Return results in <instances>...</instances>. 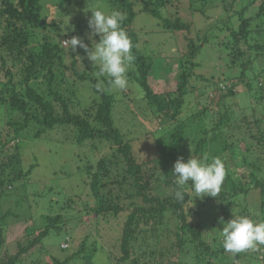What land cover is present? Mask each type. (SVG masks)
<instances>
[{
	"label": "trees",
	"instance_id": "trees-1",
	"mask_svg": "<svg viewBox=\"0 0 264 264\" xmlns=\"http://www.w3.org/2000/svg\"><path fill=\"white\" fill-rule=\"evenodd\" d=\"M45 1L0 0V108L5 127L4 132L0 134L1 137L4 136L3 140L0 139V201L6 197L3 193L7 186L20 187L19 182H27L33 171L34 165H30L27 170L20 169L15 174L12 160H7L9 153H6V148L8 150V147L13 146L19 155L20 142L27 141L24 139L40 140L43 135L62 128L68 130L72 136L66 141L87 147L94 154L104 149L110 153L100 157L94 164L87 162L79 168L81 175L86 177L87 193L89 192L88 195L93 198V206L88 202H81L79 206L77 201H72L74 199L71 198L63 202L60 208L65 211V216L58 211L54 215H41V219L45 222L43 227L26 228L28 237L26 244L18 243V252L12 256H5L0 252V264H23L20 262L21 257L38 245H42L43 239L51 231L58 232L68 222L85 216L95 217L94 234L96 236H99L98 227L102 232L99 226L101 221L116 223L117 220H121L116 240L119 243L117 251L114 250L116 257L112 249L106 250V254L108 253L111 260H114V264H225V262L240 264L245 262H242L244 259L242 253H236L232 249L243 248L242 251H244L247 245L245 243L249 233L242 232L239 223L242 217L244 224L249 227L250 224L246 220L248 212L247 209H237L240 206L237 205L236 200L238 197L247 195L249 189H244L241 184L233 180V175L223 171V177L218 179L216 185L211 184L208 176L205 177L203 183L211 186L206 189L204 202L198 198L203 196L200 188L203 178L201 169L217 172L216 160L232 147L229 145L232 131L242 129L248 133V130L241 125H250L251 121L246 120V117H254L257 113L253 110L254 108L239 107L242 117L237 116L236 120L239 121L237 126H230L232 112L238 111L236 109L237 86L241 85L243 88L246 87L247 91L251 90L246 71L252 70L256 63L242 64V71L235 82L224 78L214 80L215 78L211 76V79H207L204 75H199L196 79L198 81L204 79L201 82L205 85L199 88L198 84L190 86L193 68L198 67L191 58H196L197 53L202 49L212 50L206 44L210 42L211 37L217 36L212 33L213 30H217L227 32L226 39L236 46L237 51H240L239 42L244 41L248 50L256 51V56L264 60V43L249 45L247 42L248 37L250 38L254 33L252 27L254 22L264 18V0H189L191 16L194 13L193 18L200 17L202 23L210 18L209 14L213 9L219 14L203 33L204 44L197 46L191 42L187 44V52L184 56L188 59L181 67L182 72L177 76L175 89L172 92L164 87L158 88L155 83L153 86L150 85L152 60L139 51V37L132 33V28L137 14L145 13L158 22L156 23L162 31L191 34L196 26L195 23L191 25L183 22L181 18L175 16V12L168 11L170 7H176L183 0H93L94 3L102 2L108 8V16L97 18L104 20L107 25L119 28L116 34L95 37L97 42L103 39L126 50V58L132 66L127 72V78L141 89L143 93L141 99L146 111L153 112L152 115L159 118L158 123H153V128L157 125L165 129L162 128L164 133L154 140L153 149L147 146L145 155H140L143 152L135 154L134 139L126 138L114 121L115 97L110 89L116 76L105 78L101 75V68L98 69L99 78L93 76L89 68H84L83 71L77 70L78 63L76 64L75 59L89 55L83 48L91 50V46L93 48L96 41L92 40V42L87 38V41L80 43L83 47L79 48L78 54L73 52L71 47L72 52L70 51L71 56H69L70 68L75 80L91 85L90 104L80 105L77 100L78 90L74 84L64 87V81L74 83L69 80L67 66L64 65L68 54L66 48H69L71 42L66 37V34L70 33L68 30L70 28L63 27V22L66 23V20L62 21V18L50 20L46 14H43ZM77 1L80 8L84 2L87 3V0ZM77 1L59 0L53 10L60 9L57 11L60 16L66 13L78 16L82 9L77 8ZM237 4H242V7L238 9ZM255 4L258 5L254 7ZM251 7L256 8L253 9L256 14L246 17ZM101 11V9H94L92 14L96 16L102 13ZM237 22V28L232 29V25L234 26ZM216 26L219 28L216 29ZM198 31L196 30L197 33ZM62 36V41H58V37ZM64 42H66L65 45ZM237 51L234 53L235 56L239 53ZM259 77L255 76L260 80ZM161 80L167 82L166 79ZM165 82L159 86L167 87ZM102 84L105 87H102ZM258 86L259 89L254 93H258L260 89L264 90V81L260 80ZM206 88L209 89V96L205 92ZM199 89H203L202 108L189 115L191 119L197 118L198 127L194 133L189 134L185 121L180 119V116L185 106L186 96L189 98ZM261 97H264V92L259 95V98ZM211 111L213 113L216 111L217 121L211 129H208L203 121ZM241 113L238 111V114ZM189 116L188 119H190ZM253 121L260 123L263 120L262 117L256 116ZM170 123H173L171 128L168 127ZM153 128L144 127L142 130L148 135L151 133L154 135ZM224 129L231 130L230 136L225 134ZM248 136L253 142L249 141L246 148L252 156L257 149L260 152V145L264 144V138L257 137L255 134ZM66 138L67 136L63 140ZM58 139L62 140V138ZM188 148L191 149L190 153H187ZM137 150L142 151L141 148ZM260 158L263 157L260 156L258 159ZM255 170L260 173L262 167L257 166ZM252 175L255 176V174ZM22 187L26 188L27 184H23ZM253 189H258L264 198V180L257 178L251 190ZM26 198L21 195L19 197L21 202L18 203L27 201ZM210 202L217 205L214 209L211 208L216 211L215 214L218 213L213 215V222L215 223L218 217L223 219L221 227L224 228V232L221 240L215 230L212 232L211 239L204 236V232L207 231L203 229V226L209 220L208 217H204V209L210 207ZM81 204L85 206L82 207ZM11 218L19 219L20 216L11 210L0 215V251L5 244L8 228L6 223ZM229 218L231 221L225 226L224 222ZM160 227L165 229L161 230ZM109 229L103 232L105 236H109L108 233H111L113 228ZM140 235L144 236V239L141 240ZM89 237L90 234H87L79 248L63 260L41 250V254L46 257L44 264H74L76 262L93 264L98 247L95 242L88 245ZM99 237L104 238V236ZM258 238L262 240L264 237ZM146 239L152 240V244L158 247L165 246L163 240H167L166 242L175 248L173 250L157 248L158 256L156 257H154L155 251H147L148 254L142 252L140 256L153 259L141 261V258L133 257L135 253L137 254L134 248L140 244L139 241L142 245L148 246ZM243 244H245L244 247L241 246ZM60 248L69 249L68 237ZM138 249H140L139 246ZM227 250L235 253L232 257L227 256L225 260H222ZM174 252H176L175 260L171 261L170 257ZM164 257L167 259L163 260ZM31 264L41 263L35 259ZM262 264H264V254Z\"/></svg>",
	"mask_w": 264,
	"mask_h": 264
},
{
	"label": "rangeland",
	"instance_id": "rangeland-1",
	"mask_svg": "<svg viewBox=\"0 0 264 264\" xmlns=\"http://www.w3.org/2000/svg\"><path fill=\"white\" fill-rule=\"evenodd\" d=\"M58 1L59 0H46L44 2L45 8L43 14H46L50 20H60V18L63 19L62 21L66 20V23L63 22V27L69 26L70 28L68 30H70L71 34L67 33L66 37L69 38L71 42L68 46L69 48H66L68 54L64 60V65L67 66L66 71H68L67 76L69 77V80L74 83L64 81V87L74 84L78 90L77 100H79L80 105L88 106L90 104V97L92 95L90 90L91 85H89V83L88 85L82 84L75 80L73 71L70 68L71 58L69 56H71L72 51L78 54L79 48L83 47V44L81 45L80 43L87 41V38L91 39V41H96L93 48L91 46V50L83 48L85 53L88 52L89 55L84 56V58L77 57L75 59L76 64L78 63L77 70L83 71L84 68H89L92 71L93 76L99 78L100 73L98 72V69L101 68V75L105 76V78L116 76V80L112 83L110 89V92L115 97L114 121L126 138L134 139L133 148L135 154H140L141 152L143 153L140 155L147 154V146L153 149L154 140L161 136L165 129L162 126L159 127L157 125L153 128V123H158L159 118H155L154 115H152L153 112L148 113L146 111V107L141 99L143 94L141 89L135 83H131L127 78V72L132 66L130 61L126 58V50L110 42L104 41L103 39L99 40L101 42H97V38H95L98 36L105 37L112 35V33L116 34L119 32L117 26L112 25V27L111 25H107L104 20L97 18L106 15L108 16L107 6L102 2L94 3L93 0H87V3L84 2L80 8L79 3L76 0L77 8L79 7L78 9H82L81 13L78 16L71 13H66L64 15L61 14L62 16H60L57 12L60 11V9L56 8V10H53V8L57 6ZM189 2V0H183V2L176 7H170L168 11L172 13L175 12V16L181 18L183 22L190 23L191 25L195 23L196 26L192 29L193 31L191 34H186L185 32L162 31L157 25L158 22L145 13L137 14L134 20L132 33L137 34L139 37L138 49L141 54L152 60L151 77L149 79V83L152 86L155 83L158 88L164 87L171 92L175 89L176 78L182 72L181 67L183 66L184 61L188 59V57L186 58L184 56L187 52V44L189 42L194 46L204 44L202 37L203 33L209 28L219 14L218 11L213 9L209 14L210 18L202 23L200 17H197V19L193 18V16H195L194 13L191 16V13L189 12ZM257 5L258 4H255L254 7ZM237 6L239 7L237 8L240 9L242 4H237ZM254 7L249 8L250 12L247 13L246 17L254 16L256 14L253 11V9H256ZM94 9H101L102 13L95 16L92 14ZM53 11L55 14H52L54 13ZM251 11L253 12L251 13ZM237 26L238 22L235 23L234 26L232 25V29H236ZM252 27L254 33L251 34L250 38L248 37V44H263L264 18L260 21L254 22ZM217 28L219 27L216 26V29ZM196 30H199L200 32L198 31L197 33ZM212 33L217 36L214 38L211 37L210 42L206 44L209 48H212V50L205 49V51L202 49L197 53L196 58H191L194 63L198 64V67L193 68L190 86L196 84H198L197 86L199 88L200 86H202V88L205 86L201 82L204 79L201 81L196 79L199 75H204L207 79H211V77L215 78L214 80L217 78H224L227 80L231 79V81L235 82L236 78L239 77L240 72L242 71L241 65L245 62H255V67L252 70L246 71V75L249 76L247 79L250 80L251 90L247 91L248 89H246V87L243 88L241 85L237 86L238 102L236 103V109L241 113L239 107H245V109L251 107L254 108L253 110H256L257 113L254 117H246V120L251 121L250 125L246 126L243 123V125H241L243 128H246L245 130H248V133L242 129L237 131L234 129L232 131V138L229 140V145L232 147H230L231 149H228V152L224 153L220 159L216 160L217 172H212L213 170L211 169L206 171L201 169L203 178L201 180L200 188L203 196L198 199L201 202H204L206 189L211 186L203 183L205 177L208 176V178L211 179V184L216 185L218 179L223 177V171L233 175V180L237 184H241L244 189H249L247 195L238 197L236 200L237 205L240 206L237 209H247L248 212V216H246L248 219H245L248 220V223L250 224L249 227L244 224V221H242L244 218L242 217H240L241 221L239 223L242 232L249 233V236L246 237L247 242L245 243L248 246L246 245V247L245 244L241 245L243 247L245 246L244 251H242L243 248L240 250L237 248L232 250H235V252L239 254L242 253L244 258L242 259V262H245H240V264H262L264 254V245L262 244H264V238L260 240L258 237H264V198L261 196L258 189H251L256 183L257 178L264 180V144L260 145V152L257 149L253 152L252 156L247 152L246 146L249 141L253 142V140H250V137L248 136L249 134H255L257 137L262 136L264 138V97L259 98V95L262 94L264 90L260 89L258 93H254V91L259 89L258 85L260 80L264 81V60H262V58L259 59L256 56V51L248 50L244 41L239 42L238 48L240 51H237L236 46H234L232 42H228V39H226L228 35L227 32L213 30ZM63 36L58 37L57 40L61 42ZM71 47L73 48L72 51ZM236 51L239 52L237 56L234 55ZM255 76H260V80L255 78ZM161 79H166L167 82ZM163 81L167 87L165 85L159 86L164 83ZM102 87H105V85L102 84ZM208 91L209 89L206 88L205 92H207V95L209 96L210 93ZM202 94L203 89H199L194 92V95H191L189 98L186 96L185 98V106L180 119H184L189 134L194 133L198 127L197 118L191 119L189 115L191 112H196L202 108ZM238 111L237 113L232 112V120L230 122L231 127H235L239 123V121L236 120L237 116L242 117V113L238 114ZM1 113L2 110L0 108V134L5 130L4 118ZM188 116L190 119L187 118ZM256 116L262 117L263 121L260 123H254L253 120H255ZM205 119L206 120L203 121L205 127L211 129L217 121L216 111L215 113L211 111ZM172 126L173 123H170V126L168 127L171 128ZM144 127L153 128L152 132L155 134H146V132L142 130ZM224 132L228 136L231 130L224 129ZM66 136L67 138L63 140ZM71 137L72 136L68 130L58 128L51 133L49 132L46 135H43L40 140H33L32 138L24 139L27 141L20 142L19 145L20 156L17 151L14 150L13 146L8 147V150L6 148V153H9V159L7 158V160H12L13 165L15 166V174L19 172L20 169L27 170L30 165H34V168L28 177L29 179L27 182H19L20 187L18 185H15L14 188L7 186L3 193V196L6 194V197L2 198L0 201V215L7 210H11L14 214L20 216L19 219L11 218L6 223L8 224V228L5 234V244L0 251L3 255L12 256L18 252V243L22 245L26 244L28 240L26 228L33 226L39 229L43 227L45 222L41 219V215H54L58 211L62 216H65V211L62 209L60 210V208L62 207V203L67 202L68 199L73 198L74 200L72 201H77L78 205L81 202H88L92 205L94 202L93 198L88 195L89 192L87 193L85 182L86 177L85 175H81L79 168L86 165L87 162L94 164L96 160L102 156L108 155L110 151L104 149L101 150L102 152L100 151V153L97 152L94 154V152L87 147L80 146L75 142L66 141ZM58 138H62V140H59ZM0 139L3 140L4 136H0ZM150 145H152V147H150ZM140 148L142 151L137 150ZM188 149L187 153H190L191 149ZM260 156L263 158L258 159ZM257 166L262 167L260 173H257L255 170V167ZM252 174H255V176ZM25 183L27 184L26 188L22 187ZM21 195L27 197V201H23L19 204L18 202H21L19 197ZM82 204L81 206L84 207L85 205ZM209 205L210 207L204 209V217H208L209 219L203 226V229L205 228L207 231L204 232V236L211 239L212 232L216 231L215 233L218 232V237L221 240L223 239L224 232V228L221 227L223 219L218 217L214 223L212 217L213 215H218V213L215 214L216 211L211 208L214 209L217 205L211 202ZM209 216L211 218H209ZM94 218V216H85L81 217V219L76 218L75 221L68 222L60 231H51L50 234L43 239L42 245H38L29 253L23 255L20 262L23 264H31L32 261L36 259L41 264H44L46 257L41 254V250H45L51 256L63 260L77 250L84 237L87 234H90L87 241L88 245L95 242L98 247L93 264H114V260H111L108 253L106 254V250L112 249V252H114V250L115 252L117 251L119 241L116 240L119 235L121 220H117L116 223L115 221L109 223L101 221L99 226L101 227L102 232L99 227V231H97L99 232V236H104V238L101 239L94 234L96 230V220ZM229 221H231L230 218L224 222L225 226L226 223L229 224ZM109 228H113V233H108L109 236H105L103 232L110 230ZM160 229L164 230L165 227H160ZM67 237L69 238V249L62 250L60 245L65 242ZM139 238L142 240L144 239V236L140 235ZM166 241L163 240L165 246L160 247L152 244V240L150 239H146L148 246L142 245V242L139 241L138 243L140 244L138 246L140 249H138V246H135L134 249L137 251V254L135 253L133 257L141 258V261H144L153 258L140 256L139 254L142 252L147 253V251H155L154 257H156L158 256L157 248L173 250L175 247H171L170 243H167ZM235 252L227 250L225 257L222 260H225L227 256L232 257ZM175 256L176 252L171 255L170 260L174 261ZM166 259L167 258L164 257L163 260ZM229 261H231V259ZM74 264L79 263L76 262ZM225 264L228 263L225 262Z\"/></svg>",
	"mask_w": 264,
	"mask_h": 264
},
{
	"label": "built area",
	"instance_id": "built-area-1",
	"mask_svg": "<svg viewBox=\"0 0 264 264\" xmlns=\"http://www.w3.org/2000/svg\"><path fill=\"white\" fill-rule=\"evenodd\" d=\"M65 44H66V42H64V45H65ZM63 246H64V245H63ZM63 246H62V247H63Z\"/></svg>",
	"mask_w": 264,
	"mask_h": 264
}]
</instances>
